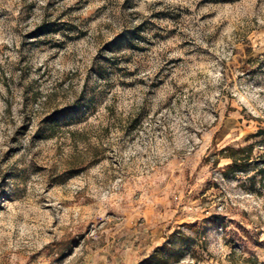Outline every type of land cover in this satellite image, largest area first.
Masks as SVG:
<instances>
[{
  "label": "rangeland",
  "instance_id": "374dc122",
  "mask_svg": "<svg viewBox=\"0 0 264 264\" xmlns=\"http://www.w3.org/2000/svg\"><path fill=\"white\" fill-rule=\"evenodd\" d=\"M0 264H264V0H0Z\"/></svg>",
  "mask_w": 264,
  "mask_h": 264
}]
</instances>
